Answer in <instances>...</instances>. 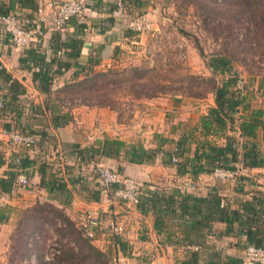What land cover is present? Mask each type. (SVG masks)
Wrapping results in <instances>:
<instances>
[{"label":"crops","instance_id":"crops-1","mask_svg":"<svg viewBox=\"0 0 264 264\" xmlns=\"http://www.w3.org/2000/svg\"><path fill=\"white\" fill-rule=\"evenodd\" d=\"M22 1L26 2L0 0V5L8 7L12 2L14 8L9 11L35 17V9L20 5ZM57 1L34 0L32 4ZM89 1L85 18L75 20L69 28L64 61L70 68L50 83L41 79L39 71L52 62L61 46L52 27L45 29L39 44L32 41L26 49L14 47L0 34V63L4 69L0 100L6 104L0 108V180L22 173L30 182L27 187L17 184L10 192L0 189V255L8 247L15 213L49 202L64 209L77 223L86 215H96L102 228L94 245L112 256L118 255L122 264H242L248 244L264 248V164L246 167L242 163L237 177L222 180L213 173L178 174L174 165L165 162L164 151L171 152L177 143L184 142L185 158L193 159L197 153L202 156L200 163H204L210 149L203 143L224 146L227 137H234L239 141L240 157L245 151L244 143H254L264 159V129L260 127L254 137H242L239 129L255 110L262 111L264 119V76L244 91L247 106L236 116L232 129L218 132L215 128L209 134L201 119L215 106L214 96L207 102L185 99L179 104L160 98L154 111L131 122L121 121L115 112L105 108L75 105L65 91L88 73L118 65L126 49L139 43L141 37L131 22L150 17L151 0H125L122 18L115 16L122 0ZM6 76L24 87L15 101H10L12 92ZM70 105L76 122L56 126L54 119L70 113ZM12 129L35 134L39 142L30 150L12 146L8 137ZM84 133L90 134L92 140L87 141ZM106 139L163 152L153 162L131 163L124 151L116 157L105 155L99 143ZM90 147H94L95 154L86 152ZM81 153L87 158L79 162L75 155ZM61 154L69 159L58 167ZM92 162L134 177L143 184L145 198L155 195V202L130 207L107 205L101 199ZM113 214L124 222L122 238L109 233ZM117 239L124 243L125 250L120 249Z\"/></svg>","mask_w":264,"mask_h":264},{"label":"rangeland","instance_id":"rangeland-1","mask_svg":"<svg viewBox=\"0 0 264 264\" xmlns=\"http://www.w3.org/2000/svg\"><path fill=\"white\" fill-rule=\"evenodd\" d=\"M251 1V9H244L239 0H151V28L139 31V43L126 49L118 65L84 75L65 96L131 122L154 111L160 98L207 102L214 96L212 78L220 83L231 71L250 89L264 76V32L256 27L264 17V0ZM217 56L231 60L228 74L209 67ZM40 208L34 204L15 213L0 264H66L64 251L75 244L63 234L62 217Z\"/></svg>","mask_w":264,"mask_h":264},{"label":"trees","instance_id":"trees-1","mask_svg":"<svg viewBox=\"0 0 264 264\" xmlns=\"http://www.w3.org/2000/svg\"><path fill=\"white\" fill-rule=\"evenodd\" d=\"M34 0H26V2H20V5L32 6L35 10L34 13L38 9V2L32 4ZM125 2V0H122ZM239 2L244 6V9H251V6L254 5L251 0H239ZM238 3V4H240ZM14 4L10 3V6L5 7L4 5H0V14L4 12H8L9 9H13ZM260 19V23L256 22V27L258 30H262L264 32V17ZM75 19H72L68 23V37L62 42L61 46L58 50L55 51L52 62L48 63L46 66L39 71L41 75V79L47 83L52 82L56 75L61 74L65 70L70 68V65L64 61V50L67 47V42L69 40V28L70 25L73 24ZM44 30L43 28H41ZM128 32L135 34L133 31L128 29ZM59 35V34H58ZM60 38V36H59ZM36 43V40H34ZM64 48V49H63ZM62 51V56L59 57L58 53ZM75 56V55H73ZM29 58V57H28ZM30 59V58H29ZM34 62H36L34 60ZM231 60L228 59L227 56H217L212 57L210 60L209 67L212 69L214 73L228 74L231 67ZM231 74L224 79L221 80L220 83H217L214 78H212L213 86L210 89V93L214 95L215 106L209 109V112L206 116H203L201 119V123L203 128L206 130V133L209 134L211 129L215 131V128L218 132H222L225 129H232L236 122V116L240 113L241 110L244 109L246 105V95L242 94L241 91L236 89V83L238 80V75H234L232 71ZM4 75V69H0V76ZM35 76H37L35 74ZM7 77V85L10 88L11 93L10 101H15L17 99L18 93H22L24 91V87L17 81L12 79L10 76ZM202 96V95H200ZM6 104H4L5 108ZM72 120L71 114L66 113L64 115L58 116V118L54 119V124L56 126H63L69 123ZM264 129V119L262 118V111L255 110L252 112L250 117L244 119L240 123V131L242 137H254L256 135V131L259 128ZM22 132V131H21ZM25 133V132H24ZM32 134V133H27ZM35 135V134H32ZM38 137L37 135H35ZM39 137L38 141L39 142ZM162 143L165 142V139H161ZM237 139L234 137H227V142L224 146L210 145L209 143H203L202 145H207L210 149L209 153L204 156V163H200V159L202 156L196 155L193 159L189 157L185 158L187 153V147L184 142H179L176 144L175 149L171 152L164 151V155L167 157L166 163H171L177 168L178 174H190L193 176H197L203 173H213L217 167H223L226 169H235L236 163H243L246 167H258L264 164V159L257 153L255 150V144H245L244 153L242 157H240L238 148L236 147ZM36 143V144H37ZM100 148L105 155L110 156H118L122 151L125 152V156L131 163L143 164L153 162L159 152H163L161 149H146L143 145H127L125 142L118 139H106L104 141H100ZM27 150V149H26ZM94 147H90L87 153L91 152L95 154ZM90 153V154H91ZM176 158L177 161L174 162L173 159ZM21 161V158H20ZM49 165V164H48ZM50 166V165H49ZM55 171V170H54ZM20 172V171H19ZM9 176L8 179L0 180V189L5 192H10L17 185V178L20 174L18 173ZM55 174V173H54ZM17 175V176H16ZM29 179V178H28ZM99 190V188H98ZM189 196V195H186ZM148 201V203L155 202V195H151L149 198L143 197L142 202L138 206H142L145 204L144 202ZM45 205V207L52 212H56L59 216L62 217L64 221L65 227L62 228L64 236L70 238V242L75 244L74 247H68L61 258V261L66 264H110L111 258L113 257L106 251L101 250L96 245H94L93 240L87 238L83 231L78 226V223L73 220L64 209L55 206L52 203H36V210L40 208V206ZM41 211H44V208H40ZM2 220V219H0ZM117 243L120 246L121 250H125L123 246V242L117 239ZM254 245V244H251ZM258 246V245H256ZM260 247V246H258ZM78 250V251H76Z\"/></svg>","mask_w":264,"mask_h":264},{"label":"built area","instance_id":"built-area-1","mask_svg":"<svg viewBox=\"0 0 264 264\" xmlns=\"http://www.w3.org/2000/svg\"><path fill=\"white\" fill-rule=\"evenodd\" d=\"M89 7V0H58L54 4L39 2L38 9L33 18L20 12H4L0 14V34L3 38L7 37L14 47L26 49L30 47L34 40L41 42L45 29L50 26L59 34L61 41L64 42L68 37V23L72 19L77 21L84 19ZM125 13L126 7L123 1H120L119 10L115 12V16L122 18ZM131 26L135 31L139 32L151 28V23L145 17H138L131 22ZM58 55L61 57L62 51ZM2 68L3 65L0 63V69ZM245 86V80L238 75L236 89L243 94ZM4 104V101L0 100L1 109H4ZM69 107L68 111L71 114L72 120L76 122L73 106L70 105ZM83 135L87 141L92 140L90 134L84 133ZM8 137L12 146L27 150L32 149L38 141V137L35 135L13 129L8 132ZM237 146H239V141L236 144ZM75 158L77 161L82 162L86 160L87 155L85 153L76 154ZM68 159L69 157L65 154L59 155L57 166H62ZM17 161L20 162V159H17ZM173 161L176 162L177 159L174 158ZM92 165L100 196L104 203L109 206L117 204L130 207L138 206L142 202L146 194L143 185L134 177L121 175V173L112 167L98 165L94 162H92ZM242 166L243 164L239 162L235 164V169L217 167L213 174L222 180L235 178L238 176ZM17 184L27 187L30 182L24 174H20L17 178ZM101 224V220L96 215H86L78 222V226L84 235L91 240L97 238L98 231L102 228ZM108 228L110 235L114 238H122L125 234L124 222L118 215L113 214L110 217ZM111 262L113 264H122V258L118 255H113ZM242 264H264V248L248 244L244 250Z\"/></svg>","mask_w":264,"mask_h":264}]
</instances>
